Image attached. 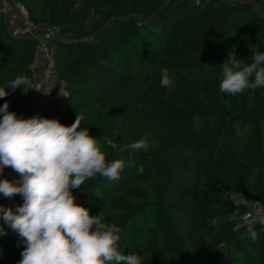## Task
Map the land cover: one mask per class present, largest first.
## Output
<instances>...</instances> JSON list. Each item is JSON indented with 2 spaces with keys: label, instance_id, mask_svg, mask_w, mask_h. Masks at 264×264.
<instances>
[{
  "label": "trees",
  "instance_id": "1",
  "mask_svg": "<svg viewBox=\"0 0 264 264\" xmlns=\"http://www.w3.org/2000/svg\"><path fill=\"white\" fill-rule=\"evenodd\" d=\"M14 1L39 33L58 30L68 96L36 117L70 126L83 116L107 161L125 162L119 180L97 175L73 190L76 203L118 226V250L142 264H264V226L244 219L249 203L264 206V88L219 90L231 55L247 64L264 52V0ZM36 43L0 18V87L10 93L0 106L24 118L30 89L8 83L33 81ZM165 68L172 87L161 85ZM141 139L146 150L127 147ZM0 178L16 181L7 168ZM8 199L13 211L23 204ZM2 230L0 264H18L23 239L6 222Z\"/></svg>",
  "mask_w": 264,
  "mask_h": 264
},
{
  "label": "clouds",
  "instance_id": "2",
  "mask_svg": "<svg viewBox=\"0 0 264 264\" xmlns=\"http://www.w3.org/2000/svg\"><path fill=\"white\" fill-rule=\"evenodd\" d=\"M221 67L222 93L237 95L264 88V52H253L252 62L247 64L231 55ZM174 83L168 69H162L161 85L172 87ZM18 88L26 94L33 89L31 80L18 75L9 81L8 89ZM9 94L0 87V98ZM0 114V174L11 167L21 177L19 181L0 180V194L23 199L15 212L0 207V220L23 239L18 264H142L141 255L118 250L120 230L105 222L102 211L92 215L76 203L74 189L97 175L119 180L125 168L123 160L107 161L97 139L89 129L80 127L83 116L76 114L70 126L58 119L24 118L9 111L8 102L0 106ZM127 147L146 150L148 145L141 139ZM229 219L236 220L237 214ZM260 222L264 224V219ZM247 233L257 239L252 227Z\"/></svg>",
  "mask_w": 264,
  "mask_h": 264
},
{
  "label": "built area",
  "instance_id": "3",
  "mask_svg": "<svg viewBox=\"0 0 264 264\" xmlns=\"http://www.w3.org/2000/svg\"><path fill=\"white\" fill-rule=\"evenodd\" d=\"M17 11L23 19V27H9L14 35L33 34L37 30L29 21L25 7L16 2ZM7 7L0 0V18L6 21ZM7 22V21H6ZM58 30L54 27H46L42 33L32 35L37 39L36 47L31 62L33 71V89L29 90L27 105V118L40 114L41 110L50 102L60 106L64 105L68 96L66 81L57 73L54 43ZM236 202V197L231 196ZM244 219L248 224H261L264 219V206L258 202L249 203V210ZM264 226V224H261Z\"/></svg>",
  "mask_w": 264,
  "mask_h": 264
},
{
  "label": "crops",
  "instance_id": "4",
  "mask_svg": "<svg viewBox=\"0 0 264 264\" xmlns=\"http://www.w3.org/2000/svg\"><path fill=\"white\" fill-rule=\"evenodd\" d=\"M1 2L8 9V12L6 14V21L9 27H23L26 20L23 19V17H21L18 13L16 2L14 0H1Z\"/></svg>",
  "mask_w": 264,
  "mask_h": 264
},
{
  "label": "rangeland",
  "instance_id": "5",
  "mask_svg": "<svg viewBox=\"0 0 264 264\" xmlns=\"http://www.w3.org/2000/svg\"><path fill=\"white\" fill-rule=\"evenodd\" d=\"M5 168L9 169V171H10L12 177H13L16 181H19V180L21 179L20 175H19L18 173H16L11 167H5ZM5 168H4V169H5ZM4 169H3V170H4ZM0 175H1V174H0ZM0 180H2V179L0 178ZM0 200H1V202H0V207H2V208H4V209H8V208H10L9 205H10L11 203H13L12 200H9V199L7 200V198L4 197L3 194H0ZM16 209H17V208H16ZM16 209H15L13 212H15ZM7 224H8V223H7ZM3 226H4V221L0 220V229H2ZM8 227H9L11 230H13V229L10 227L9 224H8Z\"/></svg>",
  "mask_w": 264,
  "mask_h": 264
},
{
  "label": "water",
  "instance_id": "6",
  "mask_svg": "<svg viewBox=\"0 0 264 264\" xmlns=\"http://www.w3.org/2000/svg\"><path fill=\"white\" fill-rule=\"evenodd\" d=\"M5 24L7 25L8 29H10V28H9V25H8V23H7L6 21H5ZM106 26H107V25H105V26L103 27V29H105ZM38 33H39V29L35 30V31L33 32V34H29V35L32 36V35H36V34H38ZM55 39H56V40L59 39V38H58V34H55Z\"/></svg>",
  "mask_w": 264,
  "mask_h": 264
}]
</instances>
